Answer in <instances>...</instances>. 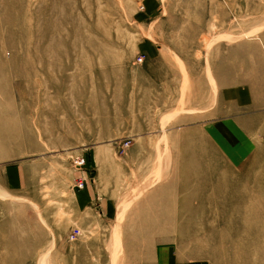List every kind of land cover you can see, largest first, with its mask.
I'll return each mask as SVG.
<instances>
[{"label": "rangeland", "instance_id": "obj_1", "mask_svg": "<svg viewBox=\"0 0 264 264\" xmlns=\"http://www.w3.org/2000/svg\"><path fill=\"white\" fill-rule=\"evenodd\" d=\"M0 264H264V0H0Z\"/></svg>", "mask_w": 264, "mask_h": 264}, {"label": "crops", "instance_id": "obj_2", "mask_svg": "<svg viewBox=\"0 0 264 264\" xmlns=\"http://www.w3.org/2000/svg\"><path fill=\"white\" fill-rule=\"evenodd\" d=\"M141 40H143L142 44L140 45L141 49H145L148 53H150L151 51L152 53H154V47H157L158 52H155L154 55H151V60L147 62L145 70H143L142 73H145L144 79L146 81L148 89L156 90L158 96H163L166 100L165 106L169 104V108L163 110L164 113L165 111L168 112L171 110V108L178 106V102L175 100L176 98H180L182 95L181 86L185 78H191L192 81H195L197 85L194 86H197V89L193 88L192 92L198 91V93L200 94V98H205L206 86L204 85V79H207L206 76H204L203 78L201 74L199 78H195L193 76L191 77L186 64L182 62L184 66H181V63L179 62L180 59L178 60L174 57L171 58L170 53L166 47L162 45H150L145 42L147 41V39L144 38H142ZM159 88H162V90L159 91ZM204 105L205 104L203 99L202 106ZM143 151L151 150L147 149ZM168 151L182 150L169 149ZM82 170L83 169L78 171L82 172ZM79 179H84L85 181L84 189H77V195L74 198L76 206L75 210L79 216H93L94 213L102 211H104L105 214H110L111 211H115V203H117L116 198L118 196L116 182L110 183L108 188H106V191L108 193H105L106 191L104 189V186H101L100 182H97V180H88L87 176H83L82 174H79ZM104 182L102 181L101 183Z\"/></svg>", "mask_w": 264, "mask_h": 264}, {"label": "built area", "instance_id": "obj_3", "mask_svg": "<svg viewBox=\"0 0 264 264\" xmlns=\"http://www.w3.org/2000/svg\"><path fill=\"white\" fill-rule=\"evenodd\" d=\"M142 61H143V58H139V62H142ZM84 164H85V163H84V160H80V161H76V162H75V165H76V167H77L78 170H81L82 167L84 166ZM84 186H85L84 181H79V182H78V188H79L80 190H82V189L84 188ZM71 237H72V239L75 238L74 235H72Z\"/></svg>", "mask_w": 264, "mask_h": 264}]
</instances>
